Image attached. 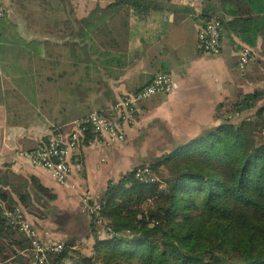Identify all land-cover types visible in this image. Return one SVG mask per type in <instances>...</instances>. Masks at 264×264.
I'll return each instance as SVG.
<instances>
[{"label":"crops","instance_id":"crops-1","mask_svg":"<svg viewBox=\"0 0 264 264\" xmlns=\"http://www.w3.org/2000/svg\"><path fill=\"white\" fill-rule=\"evenodd\" d=\"M53 1L60 4L57 9L50 8ZM115 2L0 0L9 9L0 19V177L11 181L9 191L20 178L29 183L36 178L56 194L58 209L77 216L80 223L88 218L81 213L79 195L104 194L109 179L118 175L115 164L133 157L86 146L79 154L80 170L67 185H59L24 155L45 142L55 127L69 129L89 114L108 109L118 97L147 86L156 75L168 73L175 80L174 92L140 107H149L148 114L166 121L182 113L180 121L192 119L196 135L213 123L218 103L230 95L242 51L253 52L247 67H264V0H127L108 8ZM236 8L245 13L239 18L254 19L255 30H262L252 46L227 25L235 19ZM211 14L225 24L217 56L201 53L197 45L199 29ZM136 132L133 128L128 137ZM127 143L131 153L132 144ZM30 188L33 193L35 186ZM14 198L15 208L26 210ZM3 206L7 208L5 202ZM69 232H53L56 237L47 239L40 230L42 238L51 241L74 239Z\"/></svg>","mask_w":264,"mask_h":264},{"label":"trees","instance_id":"trees-1","mask_svg":"<svg viewBox=\"0 0 264 264\" xmlns=\"http://www.w3.org/2000/svg\"><path fill=\"white\" fill-rule=\"evenodd\" d=\"M126 2L116 0L108 8ZM232 14L235 19L227 24L229 29L254 45L262 30H255L254 19L239 18L245 14L239 8ZM263 99L264 92L247 94L235 105L236 113L256 108ZM263 117L264 106L253 121L236 123L231 117L178 145L151 167L158 173L164 165L167 174L162 177V188L142 183L135 173L117 183L110 181L102 196V214L114 233L98 241V259L103 264H264V136H256L263 128ZM3 178L0 262L22 264L29 260L26 251L31 242L7 222L4 202L10 209L17 207L16 195L22 205L30 207L35 198L48 196L53 201L57 196L34 177L30 183L20 178L10 192L6 188L11 181ZM152 196L154 206L145 214L141 206ZM91 218L93 225H99ZM66 257V247L51 255L54 264Z\"/></svg>","mask_w":264,"mask_h":264},{"label":"rangeland","instance_id":"rangeland-1","mask_svg":"<svg viewBox=\"0 0 264 264\" xmlns=\"http://www.w3.org/2000/svg\"><path fill=\"white\" fill-rule=\"evenodd\" d=\"M26 1L31 2L32 0ZM53 4V7H50L51 9H57L60 5L59 3H56V1H53ZM233 79L234 82L230 83V85L233 84L234 87H230V95L228 97H223L222 101H220L215 108L216 110L212 117L213 123L211 125L209 124L208 128L206 127L196 135L195 133L197 132L198 128L194 122L192 123V119H189L190 121L188 123L186 121H180V117L183 115L182 113L178 114L179 118H174L172 121H166L164 119H159L156 116L153 117L154 115L151 116L148 114L150 112V110H148L149 107H140L141 109L139 108L137 123L128 130V132H130L133 128H136L137 131L135 135L131 137V139L128 137V143L132 144V146H130L131 153H127L126 144L116 148V150H119L118 152H121L123 155L133 158L130 159L128 157L124 163L120 164L118 162L115 164L118 175L112 176L109 179L106 189L110 181H112V183H117L122 179V177H128L132 173H135L136 178L142 183L159 184V187L162 188L164 186L162 177H166L167 174L164 165H161L160 172L158 173L151 167L157 162L162 161L163 157L171 153L178 145L186 144L193 139L201 137L206 132V130L219 126L225 119L235 117L233 122L236 123L242 120L253 121L256 119V113L261 109V107L264 106V99L257 104L256 108L252 110H245L240 115L236 113L235 105L241 103L247 94L257 91L264 92V67L255 64L250 67L246 66L243 70H241L239 66V71H235ZM160 95H162L161 100H165L169 94ZM121 97H118L115 103H117ZM220 106L222 107L219 109ZM147 115L150 116L148 117ZM196 121L203 122L205 120ZM261 128L262 129L256 133L257 139H260L264 136V117L262 119ZM52 133L53 131H51L50 134ZM146 168L149 171L144 173L143 170ZM139 171L142 173L140 174ZM97 194L98 195L96 196H91L92 203L101 206L100 215L104 218L107 225L110 226L109 220H107L102 214V205H104L102 196L104 194ZM79 196L82 206V198L84 193H81ZM55 200L49 201L48 196L41 197V199L35 198L33 205L27 207L26 210L21 211L30 222L35 224V226L38 228H43L39 229L43 232V234L45 232L47 233V239H50V235H52V238L56 237L53 235V232L68 233L70 231V227H72L69 234L70 236L74 237V239H70V237H68L64 239H58L57 241L54 240V242L64 244L67 248V257L61 264H103V262L96 256L95 248L99 240H105L106 238L111 237L112 234L105 231L104 227L106 226L104 224L103 226L93 225L91 216L87 212H83L82 209L81 213L88 218V221H81V223L76 221L75 219L79 218L77 216L73 217V215L69 212L60 211L55 205ZM153 201L154 198L152 196L141 206V210L145 214H148L150 208L154 206V203H151ZM52 202L54 204H52ZM5 209L6 211L17 210L14 207H12V209L8 207ZM73 222H78L79 224H72Z\"/></svg>","mask_w":264,"mask_h":264},{"label":"built area","instance_id":"built-area-1","mask_svg":"<svg viewBox=\"0 0 264 264\" xmlns=\"http://www.w3.org/2000/svg\"><path fill=\"white\" fill-rule=\"evenodd\" d=\"M8 13L9 9L0 3V19L5 18ZM223 38V20L218 14H211L199 29L198 49L201 53L217 56L222 52ZM252 60L253 52L244 49L240 55V69L243 70ZM174 90L173 76L160 73L147 86L122 96L108 109L89 114L69 129L55 128L45 142L24 155L34 167L47 171L57 184L65 186L75 171L81 168L79 154L84 147L116 149L125 145L128 141V130L138 121L141 104L160 94H172ZM143 171L147 173L149 170L146 168ZM81 207L83 212L95 217L100 226L104 224L107 233H114L100 215L101 206L92 203L91 195L84 194ZM4 216L11 226L22 231L31 242V247L26 251L29 260L22 264H54L51 255L64 251V244L44 240L39 228L23 215L21 209L5 210Z\"/></svg>","mask_w":264,"mask_h":264}]
</instances>
